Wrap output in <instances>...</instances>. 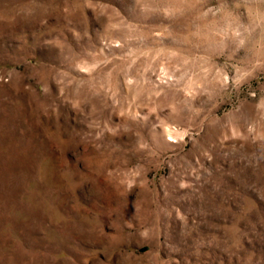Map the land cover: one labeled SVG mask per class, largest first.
Segmentation results:
<instances>
[{"label":"rangeland","instance_id":"374dc122","mask_svg":"<svg viewBox=\"0 0 264 264\" xmlns=\"http://www.w3.org/2000/svg\"><path fill=\"white\" fill-rule=\"evenodd\" d=\"M0 264H264V0H0Z\"/></svg>","mask_w":264,"mask_h":264}]
</instances>
